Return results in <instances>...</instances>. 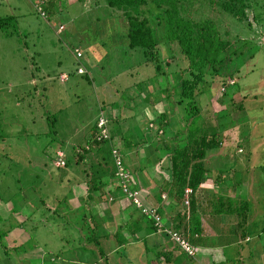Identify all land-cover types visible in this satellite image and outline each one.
<instances>
[{
    "label": "rangeland",
    "instance_id": "rangeland-1",
    "mask_svg": "<svg viewBox=\"0 0 264 264\" xmlns=\"http://www.w3.org/2000/svg\"><path fill=\"white\" fill-rule=\"evenodd\" d=\"M36 1L0 0V17L13 16L7 27L0 29V234L4 232L1 244L10 247L5 254L0 244V264H104L96 247L83 254L62 247L60 240L67 230L79 241H84L86 232H92L84 219L90 215L83 202L78 208L63 209L64 202H71L74 189L79 186L66 175L74 171L78 177L82 164L71 161L66 168H56L50 158L55 149L69 152L72 145L84 146L89 129L102 110L120 149L148 146V159L158 161L155 169L159 162L166 164V149L161 142L169 138L170 127L154 132L161 121L160 114L165 119L183 114L182 105L176 100L177 84L186 77L181 69L184 59L175 43L160 41L161 71L156 72L152 63H144L139 48L126 47L121 33L126 21L103 0H53L51 7L39 0L43 11L34 5ZM192 5L198 4L194 1ZM216 9L203 6L198 9L200 13L190 16L212 20L219 31L227 34L226 38L241 39L233 45L241 51L222 66L218 76L208 78L207 85L202 83L204 91L196 96L202 118L191 124L194 120L183 115L178 125L182 126L178 142L184 143L183 137L186 139L185 134L194 125L199 132L215 133L220 146L207 151L206 166L209 170L217 167L224 175L232 173V179L224 180L226 184L238 182L237 193L232 192V185L227 191L229 196L220 192L217 198L220 195L222 203L230 199L238 211L245 199L249 205H264V0H252L251 12L259 19L250 27L246 21ZM60 25L64 26L62 31ZM158 28L155 26L157 34ZM77 66L80 72L75 71ZM83 70L85 74H79ZM63 73L67 78L61 82L58 76ZM222 89L226 90L225 95ZM139 150L141 157L143 150ZM214 156L219 164L211 158ZM146 165L152 172L151 163ZM126 172L136 179L129 167ZM159 175L169 179L168 171L160 167ZM159 180L155 179L154 190ZM223 184L220 180V187ZM143 191L146 192L140 189L144 197ZM109 207L115 224L119 203ZM132 213L138 216L137 211ZM252 216L262 219L260 212L250 213V219ZM51 224L59 225L54 227L56 240L53 236L45 246L44 228ZM245 229L247 234L254 232L253 227ZM158 236L161 241L167 240L164 235ZM97 241L110 254L109 264L184 263V256L176 249L172 250V260L165 263L150 256L147 250L145 256L143 242L137 248L126 245L124 257L122 250L112 251L114 242L103 237ZM151 244L146 242V246ZM252 244L249 241L233 247L232 258H239L238 264H264V249L259 247H264V235L249 253L247 248ZM59 251L61 255L56 256ZM72 257L77 258L71 261Z\"/></svg>",
    "mask_w": 264,
    "mask_h": 264
},
{
    "label": "trees",
    "instance_id": "trees-1",
    "mask_svg": "<svg viewBox=\"0 0 264 264\" xmlns=\"http://www.w3.org/2000/svg\"><path fill=\"white\" fill-rule=\"evenodd\" d=\"M194 1L197 2V6L192 5ZM44 2H47V5L51 7L53 0H44ZM103 2L107 7L119 11L120 16L126 21V28L121 32L126 38V47L129 49L139 48L144 63H152L156 72L159 73L161 71L158 49V43L160 41L162 43H175L179 48V52L183 56L184 67L181 69L186 72V77L180 79L177 84L179 89L176 100L178 104L182 105L181 110L183 111V114L180 115L179 118L178 115H174L176 118H173L172 116V118H166L160 121L162 122L159 124L161 128L165 129L166 126L170 127L169 138L161 142V145H163L162 147L166 149V164L163 165L161 164L162 162H159V167L168 171L169 179L165 180L161 178V181H159L156 186L157 189L154 195L156 198L155 200L158 202L161 198V194H164V197H166L164 202L166 205L168 203V209L170 206L173 208L175 205L176 210V205L182 202L184 188H190L188 199L189 202H191L198 187L202 184L205 175L211 176L215 173L213 184L218 185L220 180L224 181L225 177L228 178V174L224 175L219 170H209L203 164L207 151L220 146V141L216 138L215 133H207V131L199 132L198 128H193L195 127L194 125L191 126L190 132L185 134L186 139L183 137L182 140H185L184 143H181L178 142V139L180 134L179 129H181L182 126L178 127V125L183 115L185 119L188 118L194 120L190 122L191 124H195V120L198 117L202 118L196 96L204 91L203 88L204 85H207V79H213L215 76H218L222 66L227 61H230L231 58L240 54L241 51L238 49V46L233 47L234 43L241 39H238L237 37H233V39L226 38L227 34L219 31L216 28L214 21L204 18L201 15L200 17L202 18L195 19L191 17L190 14L197 13L200 7L209 6L214 9L217 8V11L230 14L238 21H246L245 23L247 27H250L253 22L258 20L259 15L251 12L252 0H103ZM39 3L41 4V2L37 0L34 5H38L41 11H43V8H41ZM198 13L200 12L198 11ZM11 18L13 19L12 15L0 17V29L4 30L8 23L12 21ZM152 20L155 22L154 26L151 23ZM155 26L159 27V35L155 32ZM63 29L64 26H62L60 31ZM79 67L80 66H77L76 69ZM79 74H85L84 70ZM203 82L204 85H202ZM233 83L234 81L226 85H232ZM221 93L222 95H225L226 90L221 91ZM99 115L106 118L105 114L100 110L95 123L89 129V136L87 137L84 146L80 147L78 144L72 145V150L69 152L62 148H58L60 150L58 152H61V155H58L57 149H55L53 156L50 159L52 161V166L56 168H66L70 165L71 161H74L78 165L82 164L79 172L83 175L86 182L85 190L87 195L84 198L90 199L93 192H97L98 195H102V198H104L103 202H106V200L115 199L116 194L124 196V193L121 191L120 179L115 174L116 166L114 164V158L116 155L120 157L122 167L125 170H127V168L123 161L122 149H119L115 142L111 144L107 143L111 142L113 138L111 130L108 129L107 118L106 123L104 124L107 137L98 138L99 129L96 127V123ZM172 127H174L175 130L171 131ZM154 142H157V140L155 139ZM111 149L116 151L115 156L111 154ZM58 159L62 164L55 165L54 162ZM152 164L154 165L156 162L151 161V165ZM140 171L142 172V170ZM104 187L106 188L102 191ZM130 188L137 189L138 197L144 205H150L145 200L147 196L146 192L143 191L145 198L141 196L139 188H137L132 179L130 181ZM30 191L31 190L27 187L26 192L29 194ZM220 197L221 196L219 195L217 198V195H215L216 200H219ZM229 201L230 199H227V202L231 205ZM131 205L134 207L132 203ZM88 212L90 217L85 216L84 219L86 227L92 230V232H86L84 241L81 239L79 241V238L74 241L67 238V240L65 239L66 244H64V246L68 247V249L79 251L77 253L82 254L84 251L96 247L100 259L104 261V264H109L108 257L110 254L106 253L98 246L99 242L97 240L100 237H103L105 240L114 242L112 249L113 252L119 253L120 249L122 250L121 255L126 257V243L135 233L132 225H129L133 218L127 217L123 223L120 222L119 224H112V220L106 222L108 223L106 224L99 221L100 217H97L94 212L90 210H88L87 213ZM157 213L159 214L160 228L155 225L154 220L151 217L140 214V216L145 218L148 222V226H146L143 232L139 234V239L142 240L144 245L148 242V234L150 232L161 234L169 238L168 234L164 231V228L175 230L183 238L188 240L183 224L180 225L179 222H177L173 226H170L165 218V213L158 206ZM241 213L239 214L238 224L244 223L245 220L243 214L244 211ZM136 220L137 219L133 220L134 222L132 223H135ZM2 234H0V244ZM170 242L172 241L170 240ZM189 243L194 247L195 253V245L192 244V241ZM174 245L178 249L177 245ZM2 246L4 247L3 251H5V254H8V249L10 247L7 249L6 245L1 244V248ZM176 248L173 247V250ZM158 251L160 254L165 255L163 251ZM179 252L183 256L186 255L192 257L194 255V253L188 255L181 250H179ZM60 255L59 251L56 256ZM165 257L168 258L169 261L172 260V257L170 258V256ZM78 259H81L79 255L77 260ZM60 262H62L61 259Z\"/></svg>",
    "mask_w": 264,
    "mask_h": 264
},
{
    "label": "crops",
    "instance_id": "crops-1",
    "mask_svg": "<svg viewBox=\"0 0 264 264\" xmlns=\"http://www.w3.org/2000/svg\"><path fill=\"white\" fill-rule=\"evenodd\" d=\"M160 117L161 120L165 119L163 118L165 117V115L163 114H160ZM160 123L162 122L159 121L154 134L156 132L161 133L162 130L164 131V128H161V126L159 125ZM148 125L152 126V123H148ZM113 142L114 141L112 139L111 142H107V143L111 144ZM153 143L154 142L150 143L151 146ZM150 144L148 145L150 146ZM146 148L149 147L146 146L144 149V147L140 148L137 146L136 148L135 147L126 148V150H123L122 147V151H124L122 152L123 161L126 165H128L126 168L129 167V170L132 173H134V176H136L137 180L133 179V175L130 174L131 179L134 182V184L137 186V188H139V190L140 189L145 190L146 195L148 194L146 197L147 202L155 203L158 207H160V209L165 213V218L170 226H173L177 222H179L180 225L183 224L184 230H186V236L188 238L187 241L188 242L192 241V244L195 245V253L192 257H188L184 255V261H183L184 263L182 264H238L237 261H239V258H232V254L230 250L233 249V247L238 246L239 244L242 245L243 242L249 243V241H251V243L253 244L251 245V247L247 248V251L250 253L251 251L250 249H253L255 247V244L258 241H260V239L264 235V205H261L260 207H257L254 204L249 205L247 203L248 202L247 199H245V203L243 207L240 206L239 210L236 211L232 207V205H229V203H222L219 200L214 202L216 200L215 195L219 194L220 192L222 193L220 195H223V193L228 195L227 191L232 188L231 186L233 185L232 192H234L236 190V186H238L239 183L232 182V184L231 183L226 184L224 180L223 181L224 187H220V185L218 186V184H213V181L211 180L214 179L215 175L213 178L212 176L205 175L202 184L198 187L197 192L195 193V196H193V200H191V202H189L188 200L187 204H183V202L178 203L176 205V210H175V205L173 208L170 206L168 209L167 207L168 203L166 205L164 202L166 197L160 198L158 202L155 200L156 199L154 196L156 191L154 190L155 179L159 178L160 179L159 181H161L162 177L159 175V166L157 167V169H155L154 167L155 165L157 166V164L151 165L150 169H153L152 172L146 169L147 167L146 163H151V161L148 159ZM139 149H142L144 151V152L142 151L143 155L141 157L139 156L140 155ZM223 156H225V154ZM206 158L207 161H204L206 160ZM211 158L213 159V161H216L218 164L220 163L219 160H216L218 159L217 157L214 156ZM208 159H209V155L208 157H205L203 160V164L207 169H209L208 166H206V163L209 162ZM129 161L132 162L131 165L128 163ZM140 170H142V172ZM210 170L215 171L217 170V167H213V169ZM73 174L75 175L74 171H71L66 176H70L71 182L78 183L79 186H77V188L75 186L76 189H74V191L76 192V194L74 192V196H71L72 200L70 203L64 202L63 209L68 210L70 208H78L79 203L83 202V206L86 208L87 211L90 210L94 212V214L97 217H102L103 219L100 218L99 221L106 223L111 221V217H113L111 216L109 206L111 204H114L115 202L119 203L120 210L119 209L117 210L118 216H116L115 218V224H119L120 222L123 223L127 217H131L133 218V220L137 219L135 223H132L134 222L132 220L131 224H129L132 225L133 231H135V233L133 234L132 238L128 239V242L126 243L128 246L135 245L134 247L137 248L139 244L142 243V240L139 239L140 236L139 234H141L143 230L146 228V226H148V222L145 220V218L141 217L139 213L138 216L136 217L133 216L134 213L132 212L137 210L131 205L129 200L125 196L123 195L121 196V194H116L115 195L116 198L114 197L115 199L106 200V202H103L104 198H102V195H98L97 192H93L92 197L90 199L88 198L85 199L84 197H86L87 194L85 190L86 182L83 178V175L79 173V176L77 177L74 176ZM227 174H228L227 179L230 180L233 178L232 173H227ZM153 176H156V178L152 179ZM207 178L210 179L207 180ZM105 188L106 187H104L102 191H104ZM235 192L237 193V190ZM226 198L229 197L226 196ZM243 211H244L243 214L246 218L245 225L244 223L238 224L239 214ZM259 212H260V217L262 219H257L254 216H252L250 219V213L259 214ZM58 226L59 225L57 224H51L46 228H44V231H46L45 234L47 239H45L44 237L45 243H43V245H47L48 242H50V239L53 238V236L55 238L54 227L56 228ZM245 227H248L249 229L253 227L254 232H252V234L251 233L247 234V230L245 229ZM61 233L62 231H60V234ZM67 235H69L68 230L65 232V236L63 237H66ZM63 237H61L60 240V242L62 243V247L64 244H66V240H67V239L65 240ZM68 238L74 241L77 240V238L79 237L69 235ZM168 239L169 238H167V240L161 241L157 233L150 232L148 234V241L152 242V244L150 246H146L144 245V243H142L141 245L142 252H144L146 256V250H147V253L150 256L154 258L157 256V259L163 261L165 258L164 262L167 263L169 262V259L166 258L165 256L167 257L170 256L171 258L173 247L176 248L175 245L172 242H170V240ZM259 247L264 249L263 246H259ZM51 248L53 249V247ZM158 250L163 251L165 255L160 254ZM176 250L178 249L176 248ZM242 250L243 249L241 248L240 251ZM73 258L76 257H72L71 261H73Z\"/></svg>",
    "mask_w": 264,
    "mask_h": 264
},
{
    "label": "built area",
    "instance_id": "built-area-1",
    "mask_svg": "<svg viewBox=\"0 0 264 264\" xmlns=\"http://www.w3.org/2000/svg\"><path fill=\"white\" fill-rule=\"evenodd\" d=\"M38 10V9H37ZM39 11V10H38ZM60 28L62 26L60 25ZM77 55L79 53L77 52ZM80 72L81 70L78 68L76 71ZM67 78L66 74H61L58 76V79L62 82L65 81ZM106 123V118H104L102 115H99L96 127L99 129V137L105 138L107 137L106 129L104 127V124ZM58 155H61V152H57ZM111 154L116 155V151L114 149H111ZM119 156H115L114 158V164L116 166V172L115 174L120 179L121 183V191L124 193V196L135 206V208L139 211V214L143 216L151 217L154 220L155 225L160 228V222H159V214L157 213V206L153 205H144L139 197L137 189H131L130 188V181L131 176L126 172V170L122 167L121 161ZM55 165L62 164V162L58 159L54 162ZM190 193V188L186 187L183 190V204L188 203V195ZM164 195L161 194V198H163ZM164 231L168 234L169 239L177 245L178 249L181 251H184L188 255H192L194 253V247L185 239L183 238L178 232L171 229L164 228Z\"/></svg>",
    "mask_w": 264,
    "mask_h": 264
}]
</instances>
